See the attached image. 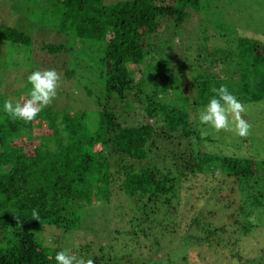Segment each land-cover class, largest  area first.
Instances as JSON below:
<instances>
[{
  "label": "trees",
  "instance_id": "trees-1",
  "mask_svg": "<svg viewBox=\"0 0 264 264\" xmlns=\"http://www.w3.org/2000/svg\"><path fill=\"white\" fill-rule=\"evenodd\" d=\"M20 2L19 7L24 4L22 11L43 8L42 22L72 40L67 44L41 43L40 51L52 61L38 63L46 69L62 70L63 76L75 83V77L81 74L79 69L98 65L103 92L94 95L85 87L95 108L79 115L71 113L68 106L55 109L49 105L35 120L25 122L12 120L3 109L0 111V264H56V252L66 248L46 245L44 227L62 232L77 230L88 207L109 203L118 194L134 206L125 231L129 237L125 248L130 252L131 244L139 245L141 236L153 240L155 248L145 249L144 258H134L135 253L130 252V257L117 259L118 244L112 242L100 247L102 253L104 248L107 251L93 256L94 264H119L123 259L125 264H164L162 261L169 258L156 261L154 254L172 244L176 235L173 228L179 223L167 226L166 217L162 220L156 216L161 211L179 214L188 227L203 229L208 248L219 246L220 233L226 226L207 221V216L214 217L215 212L194 211L189 216L179 210L182 200L189 204L193 196L180 195L183 185L198 174H204L211 183L230 185L220 197L229 205L236 204L239 211L228 214L240 235L234 240L238 250L230 257L236 256L239 263L249 262L240 253L239 240L251 233L248 216L264 207V160L206 152L203 141L209 139L202 138L191 112L205 107L215 95L212 89L220 85H227L242 103L264 99V39L241 37L235 30V51L229 43L227 50L201 54L193 44L184 48L192 58L186 56L178 71H173L166 60L160 63V53L151 52V41L161 38L170 23L182 25L189 10L202 12L201 0ZM1 43L7 44L5 48L12 53L17 47L27 50L32 65L37 63L32 37L23 30L0 27ZM143 64V75L135 77L134 69ZM36 69H30L25 79ZM183 74L190 76L191 86H184ZM2 81L0 99H6L9 91L18 96L28 93L31 87L27 82L15 89L10 84L1 86ZM57 94L61 96L64 91ZM65 95L70 97L69 93ZM41 120L46 121L45 126H29ZM235 185L245 193L242 199L235 198ZM203 187L209 188L207 184ZM253 187L258 193L249 191ZM33 208L39 211V221L31 216ZM242 216L248 219L243 221ZM167 235L171 238L165 245ZM191 252L184 257L188 264H203L205 257Z\"/></svg>",
  "mask_w": 264,
  "mask_h": 264
},
{
  "label": "rangeland",
  "instance_id": "rangeland-1",
  "mask_svg": "<svg viewBox=\"0 0 264 264\" xmlns=\"http://www.w3.org/2000/svg\"><path fill=\"white\" fill-rule=\"evenodd\" d=\"M18 1L20 2V0H0V27L11 26L29 34L34 43L35 55L33 54V57L37 60V63L32 65L31 56L27 50L17 47L12 53L8 48H5L7 44H0V79L3 80L1 86L10 84L15 89L27 83L25 78L30 69L32 70L34 67L37 68L36 70L43 67L46 69V66H41L38 61L51 64L52 58L45 52L40 51L41 43L66 42L67 44V42L72 41L68 40L63 34L50 30L52 28L42 22L45 18L42 14L43 8L32 6L33 8L30 11H22L20 9L21 7L23 9L24 4L19 7ZM104 1L106 4H111L122 0ZM201 2L202 12L189 10V16H187L182 25L175 27L170 23L167 30L162 33L161 38L152 39L151 41V47L155 48L151 52L160 53V63H164L166 60L173 71H178V65L185 62L186 56L189 59L192 58L193 55L184 48L193 46V44L199 47L198 50H200L201 54L209 53V51L218 53L219 50H227L225 47L229 43L231 44L230 48L235 51L238 46L235 30L238 31V35H241V37H250L254 40L264 39V0H201ZM39 3L40 0H38V5H41ZM224 31L227 32L228 36L224 37ZM166 40L168 41L167 43L164 42ZM68 57L71 58V56ZM58 62L61 64L60 60ZM155 62L157 63L156 59ZM144 64L134 69L135 77L140 78L143 75ZM96 66L98 68V65ZM97 68L93 66L89 69H79L78 71L81 74L75 77L77 84L63 76L62 70L59 71L57 68H53L61 76L58 91H64V94L61 96L57 94L50 105H53L55 109L68 106L71 113L75 115H79L86 110H94L92 98L86 95L84 88H90L94 95H98L101 91L103 92L100 81L101 68ZM13 76L17 78L14 79ZM183 77L185 78L184 86H191L190 76L184 75ZM66 93H69L70 97H67ZM5 94L7 96L6 99H11L14 103L22 102V99L28 98V93L25 91L24 94L19 96L14 94L13 91ZM6 99H0V111L3 109ZM171 99L169 96L168 100L170 101ZM243 104L247 106L244 118L252 126L250 135L247 137H239L233 132L221 131L217 133L209 126L201 125L198 113L204 107H199L191 112V120L194 126L200 130L202 138L205 139L207 137L209 139L208 141H203V149L206 152L264 160V99ZM119 107L120 105L117 108ZM137 112H140V108H138ZM45 123V120H41L35 122V124L28 125L31 128H37L38 124H43V127ZM29 126L25 127L26 131H28ZM261 175L262 171L259 172V176ZM205 184L209 187H207V190L203 187ZM254 184V179H252L251 185ZM190 185L191 188H188ZM229 186L221 182L211 183L209 180L206 181L204 174H198L196 178L183 185V191L180 194L182 197L189 193L193 195L191 202H188L189 204L185 203L186 199L182 200V206L179 207L180 212L187 213L190 216L194 211L201 213L213 211L215 216H207V221L215 224V226H226V231L220 233L221 242L218 241L221 244L219 246L208 248L205 244L207 243V233L203 229L197 227V225L188 227L185 225L186 223L180 221L179 214L172 215L161 211L156 216L162 220L166 217L164 223L167 226L172 223H179V226L173 228L176 231V235L172 244L166 245L171 238L167 235L163 241L166 245L165 250L157 255L154 254V260L158 261L162 258L164 260V257H167L169 259L162 261V263L188 264L184 257L192 251V255L201 254L199 258L202 259L205 257L203 264H234V262H238L236 256L232 258L230 255H233L238 250L234 240L240 238L237 233L239 229L233 224L228 214L235 211L238 213L239 211L236 204L229 205L227 199L220 198L223 197L225 190H228ZM234 188L236 190L235 198L238 200L242 199L245 196L243 190L237 185ZM249 191L258 193L255 187ZM118 196L113 195L109 203L88 207L84 214V221L77 230L62 232L54 227H44L42 235L46 245L54 247L64 246L68 250L73 248L71 253L77 257L93 259V256H101L107 251L104 248V253H102L100 247H105L115 242L118 244L116 247L117 253L115 254L117 259L130 257V252L135 253L136 256L132 255L134 258L139 255L140 258L146 257L144 255L149 247L152 249L154 247L153 240H148V238L144 240L141 236L138 238L140 244H131L130 252L125 248L126 243L129 242V237L125 231L129 228L130 209L134 208V206L130 204L123 194H118ZM128 204L130 207H128ZM191 206H194V209H191ZM123 212L126 213L125 217H123ZM258 212H260L259 218L257 217ZM240 218L243 221L249 218L252 227L251 233L239 240L240 253H242L246 261L247 259L250 261L247 263L242 261L238 262V264H264V252H261L264 248V207L261 208V211H254L248 218L247 216ZM182 219L185 220L184 218ZM115 230L120 232L112 233ZM183 235L185 240L181 238ZM199 262L197 264H202ZM119 264H125L124 259L119 261Z\"/></svg>",
  "mask_w": 264,
  "mask_h": 264
},
{
  "label": "clouds",
  "instance_id": "clouds-1",
  "mask_svg": "<svg viewBox=\"0 0 264 264\" xmlns=\"http://www.w3.org/2000/svg\"><path fill=\"white\" fill-rule=\"evenodd\" d=\"M60 81L61 76L55 69L32 71L27 77V82L31 86L28 98L23 102L15 103L11 99H6L3 111L12 120L25 122L35 120L39 113L56 98ZM212 92L215 95L198 113L200 124L209 126L217 133L233 132L239 137L250 135L252 126L244 118L247 106L228 90L227 85L213 88ZM31 216L39 221L37 208L31 210ZM55 261L56 264H94L91 258L77 257L66 249L56 252Z\"/></svg>",
  "mask_w": 264,
  "mask_h": 264
}]
</instances>
